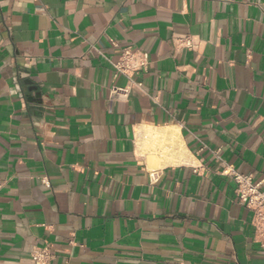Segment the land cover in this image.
I'll return each mask as SVG.
<instances>
[{"label": "crops", "instance_id": "1", "mask_svg": "<svg viewBox=\"0 0 264 264\" xmlns=\"http://www.w3.org/2000/svg\"><path fill=\"white\" fill-rule=\"evenodd\" d=\"M229 167L264 186V0H0V264H264Z\"/></svg>", "mask_w": 264, "mask_h": 264}, {"label": "built area", "instance_id": "2", "mask_svg": "<svg viewBox=\"0 0 264 264\" xmlns=\"http://www.w3.org/2000/svg\"><path fill=\"white\" fill-rule=\"evenodd\" d=\"M177 45L186 49H195L197 42L194 37L185 35L177 37ZM148 64V53L131 47H124L119 54L117 61L113 63L116 73H120L127 78L126 87L113 86L110 93L116 97L119 92L127 93L131 85L142 87V82L135 77ZM223 172L231 175L236 183L235 197L237 202L247 208L252 213L251 225L254 232V238L260 245L264 254V186L262 181H255L250 173H239L232 167ZM54 257L49 245L35 246L31 252L33 264H50Z\"/></svg>", "mask_w": 264, "mask_h": 264}]
</instances>
